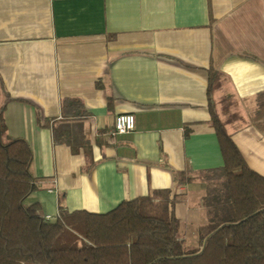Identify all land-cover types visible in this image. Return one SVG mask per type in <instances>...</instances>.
<instances>
[{
    "label": "crops",
    "instance_id": "obj_1",
    "mask_svg": "<svg viewBox=\"0 0 264 264\" xmlns=\"http://www.w3.org/2000/svg\"><path fill=\"white\" fill-rule=\"evenodd\" d=\"M210 69L221 73L217 114L264 175V131L251 122L264 91V0H0V110L8 137L32 151L38 189L27 204L55 221L60 205L106 213L155 193V203L171 200L181 239L198 246L223 186L178 185L175 174L224 165L208 124ZM64 97L89 112L77 121L92 144L89 171L46 125L60 120ZM120 113L135 115V129L112 136Z\"/></svg>",
    "mask_w": 264,
    "mask_h": 264
},
{
    "label": "trees",
    "instance_id": "obj_2",
    "mask_svg": "<svg viewBox=\"0 0 264 264\" xmlns=\"http://www.w3.org/2000/svg\"><path fill=\"white\" fill-rule=\"evenodd\" d=\"M220 77L210 69L208 124L218 136L224 165L175 174L178 185L201 179L223 186L196 247L181 239L171 200L155 203V193L124 200L106 213H68L60 205L55 221L43 219L39 203L27 204L38 189L32 151L26 140L8 137L0 110V264H264V175L248 165L215 110L212 96ZM60 116L46 124L54 143L83 152L89 171L92 144L77 129V121L89 116L84 102L62 98ZM251 122L264 131V91L256 96Z\"/></svg>",
    "mask_w": 264,
    "mask_h": 264
},
{
    "label": "built area",
    "instance_id": "obj_3",
    "mask_svg": "<svg viewBox=\"0 0 264 264\" xmlns=\"http://www.w3.org/2000/svg\"><path fill=\"white\" fill-rule=\"evenodd\" d=\"M136 118L133 113H120L115 118V124L111 130L112 136H121L134 131ZM51 216L45 215L43 219L50 220Z\"/></svg>",
    "mask_w": 264,
    "mask_h": 264
}]
</instances>
